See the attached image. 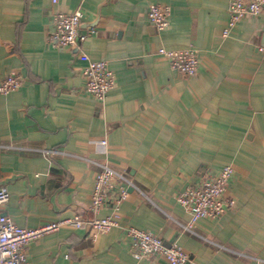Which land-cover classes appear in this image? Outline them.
<instances>
[{
    "label": "crops",
    "instance_id": "crops-1",
    "mask_svg": "<svg viewBox=\"0 0 264 264\" xmlns=\"http://www.w3.org/2000/svg\"><path fill=\"white\" fill-rule=\"evenodd\" d=\"M229 1L0 0V82L10 74L22 80L0 91L4 213L32 228L111 215L112 200L92 209L94 161L132 182L109 232L61 226L30 241L22 264H169L160 255L137 259L129 226L182 245L186 264L264 259V9L225 36ZM152 3L170 7L166 28L149 21ZM75 10L80 33L95 32L54 46V13ZM161 47L196 50V73L172 68ZM81 52L115 74L104 100L86 91ZM225 164L234 166L226 194L235 204L185 229L190 213L179 194Z\"/></svg>",
    "mask_w": 264,
    "mask_h": 264
},
{
    "label": "built area",
    "instance_id": "built-area-1",
    "mask_svg": "<svg viewBox=\"0 0 264 264\" xmlns=\"http://www.w3.org/2000/svg\"><path fill=\"white\" fill-rule=\"evenodd\" d=\"M263 9L264 0H230L229 20L223 35L226 36L245 16H257ZM147 16L157 29H164L169 24L170 7L166 4L152 3L148 7ZM81 17L80 10L55 12L53 27L49 33L50 43L67 48L75 46L87 35L94 33V29H90L85 35L80 33ZM260 49L264 51V47ZM158 52L168 58L172 68L188 75L195 74L200 64L199 54L193 49L170 50L161 47ZM79 57L85 62L82 73L86 78V91L96 99L104 100L116 84L113 70L106 60L92 59L85 52H81ZM21 83L19 76L10 74L0 82V91L16 89ZM99 144L105 147L107 140L102 139ZM94 163L98 169L94 176L92 209L97 212L112 200L114 211L108 216L84 217L75 214L40 227L20 226L3 211L4 205L10 199V191L6 185H0V264L24 263L25 248L30 241L64 225L86 228L94 234H105L118 225L119 205L128 197V188L132 182L108 162ZM233 173L234 166L225 164L218 172L208 174L199 185L187 186L179 194V203L190 213L189 221L183 225L185 229L193 231L194 225L201 218H219L235 204V199L226 194ZM125 231L132 240L133 254L137 259L160 255L164 256L169 264H186L189 261L188 252L177 242L167 245L159 235L134 226L127 227ZM257 264H264V259L259 258Z\"/></svg>",
    "mask_w": 264,
    "mask_h": 264
}]
</instances>
